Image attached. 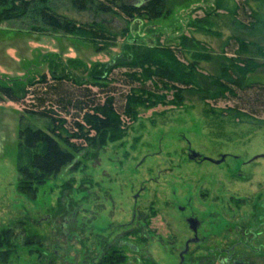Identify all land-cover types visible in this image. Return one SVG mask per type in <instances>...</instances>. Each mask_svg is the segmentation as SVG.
Returning <instances> with one entry per match:
<instances>
[{
    "label": "rangeland",
    "instance_id": "obj_1",
    "mask_svg": "<svg viewBox=\"0 0 264 264\" xmlns=\"http://www.w3.org/2000/svg\"><path fill=\"white\" fill-rule=\"evenodd\" d=\"M233 4L238 8L235 15L220 8L230 9ZM258 5L255 0H168L166 15L147 21L127 19L116 10L77 11L70 0H49L47 7L56 14L80 25L102 26L105 40L99 45L47 32L31 14L0 24V87L11 86L19 97L17 103L0 97V264H96L106 249L121 243L120 237L135 245L137 252L125 245L111 264H175L166 237L170 230L179 239L184 226L172 205L189 196L192 206L203 208L206 219L219 206L223 213H233L231 196L252 201L250 194L264 182V127L207 110L243 107L240 93L236 99L212 98L222 67L237 75L229 60L248 59L254 65L249 81L264 84V6L257 9ZM242 43L244 51L238 53ZM135 45L174 49L184 67L192 66L194 83L181 87L179 105L168 103L169 93L164 104L140 108L122 139L96 150L88 144L93 132L71 136L79 134L75 123L88 130L84 113L107 95L113 96L120 112L130 86L125 69H113L101 88L93 84L96 79L87 78L88 71L115 63ZM55 64L71 68L64 88L72 98L80 92L87 97L78 101L67 97L60 107L46 101L38 108L35 98L41 86L31 82L45 74L51 84L50 66ZM249 105L254 106L256 118L264 120L263 109L253 102ZM42 110L48 112L46 117L39 115ZM51 119L56 120L55 127L63 121L68 132L67 136L56 130L62 134L60 143L67 139L80 148L76 165L43 178L31 195L21 194L17 191L19 130H46ZM190 152L225 160L214 167L208 161L188 159ZM238 172L246 178H238ZM134 209L137 216L132 224ZM245 211L248 208L241 205L240 212ZM210 223L205 220L206 230L213 229ZM135 227L139 238L128 237Z\"/></svg>",
    "mask_w": 264,
    "mask_h": 264
},
{
    "label": "trees",
    "instance_id": "obj_2",
    "mask_svg": "<svg viewBox=\"0 0 264 264\" xmlns=\"http://www.w3.org/2000/svg\"><path fill=\"white\" fill-rule=\"evenodd\" d=\"M136 1L139 3L132 4L128 0H70V4L77 11L93 9L96 13H111L116 10L127 19L140 17L147 21H154L166 15L168 0ZM48 2L49 0H0V24L6 21H18L31 14L40 24V28L47 32L79 37L93 45H99L100 41L104 42L105 30L102 26L80 25L72 19L51 11L47 7ZM255 2L264 6V0H255ZM259 5L257 9L260 8ZM220 8L232 15H235L238 10L234 4L230 9ZM252 13L253 18L257 19L255 9H252ZM40 28H34L33 31H44L38 30ZM244 48L242 43L238 46V53L244 51ZM229 61L233 62L232 67L237 70V75L232 70L222 67L217 79L218 91L212 98L214 100H223L228 97L236 99L240 93L243 107L224 109L209 107L207 111L214 116L228 117L239 123L264 127V120L256 118L254 106L249 105V102H253L264 111V84L249 81L254 65L248 59L234 60L238 64L242 63L240 67L233 60ZM115 68L126 70L124 75L130 86L123 98L120 112L115 108L113 96L107 95L102 103L91 104L89 111L84 113L82 121L88 126V130H84L82 125L75 123L79 134L71 135L74 138H81L93 132L95 137L88 139V144L96 150L101 149L108 142L122 139L128 127L135 121L140 108L149 109L164 104L169 93L172 99L168 103L179 105L182 102L183 88L181 87H192L194 83L192 66L184 67L178 61L175 50L170 47L135 45L124 55L116 58L115 63L93 67L90 72L88 71L87 78L96 79L93 84L100 88L104 87L105 80L107 81L109 74ZM58 69L59 72H57ZM70 69L69 66L61 64H55L54 67L51 65V84L47 83L45 74H41L36 81L31 82L41 86L40 96L35 98L38 108H42L46 101H51L60 107L64 101H67V97L70 101L87 97L86 92H80L79 96L72 98L73 94L65 90L66 81L71 79L69 78L71 77ZM22 91L17 92L23 95ZM0 97L13 103H17L19 98L11 86L0 87ZM67 103L70 104V102ZM79 104L81 102H77L76 105ZM62 109L65 108L62 107ZM79 109L82 108L79 107ZM39 115L46 117L48 112L42 110ZM55 122L56 120L51 119L52 126L46 130L31 128L19 130L17 191L21 194L31 195L43 178L56 175L67 166L75 167L76 165L75 155L80 152V148L70 144L67 139H63L60 143L62 134H56V130L63 131L66 135L68 132L62 128L63 121L58 127L54 126Z\"/></svg>",
    "mask_w": 264,
    "mask_h": 264
},
{
    "label": "flooded vegetation",
    "instance_id": "obj_3",
    "mask_svg": "<svg viewBox=\"0 0 264 264\" xmlns=\"http://www.w3.org/2000/svg\"><path fill=\"white\" fill-rule=\"evenodd\" d=\"M187 158L208 161L214 164V167L221 166L225 160L224 156H221L220 160H212L193 152H190ZM255 159L246 162L242 167H246ZM236 175L238 178H246L241 172ZM260 184L259 191L256 190L249 196L252 201L242 202V198L231 196L229 205L234 212L229 214L223 213L224 207L222 209L219 206L216 212H208L205 219L203 208L192 206V198L189 196L182 204L172 205V210L180 214L184 226V235L179 239L170 230L166 237L170 256H174L175 264H264V182ZM201 203L202 201L197 204ZM241 205H245L249 211L240 212ZM136 216L134 209L132 224ZM205 220L211 221L210 226H213V229H205ZM139 233L140 230L135 227L127 236L139 238ZM119 239L121 243L106 249L96 264H111L114 259L119 258L120 249L125 245L137 252L135 245L125 241L123 237Z\"/></svg>",
    "mask_w": 264,
    "mask_h": 264
},
{
    "label": "water",
    "instance_id": "obj_4",
    "mask_svg": "<svg viewBox=\"0 0 264 264\" xmlns=\"http://www.w3.org/2000/svg\"><path fill=\"white\" fill-rule=\"evenodd\" d=\"M217 163H219V162H217Z\"/></svg>",
    "mask_w": 264,
    "mask_h": 264
}]
</instances>
